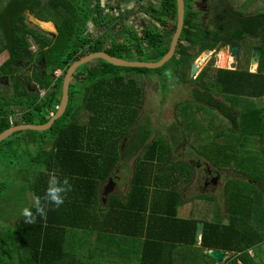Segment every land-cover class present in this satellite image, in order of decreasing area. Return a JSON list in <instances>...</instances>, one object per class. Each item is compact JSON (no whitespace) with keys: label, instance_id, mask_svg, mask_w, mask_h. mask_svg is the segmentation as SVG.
Returning a JSON list of instances; mask_svg holds the SVG:
<instances>
[{"label":"trees","instance_id":"1","mask_svg":"<svg viewBox=\"0 0 264 264\" xmlns=\"http://www.w3.org/2000/svg\"><path fill=\"white\" fill-rule=\"evenodd\" d=\"M94 2L0 0V55H7L0 65L3 80L0 82V134L14 126L47 124L61 104L68 70L90 54L104 51L133 62H159L168 54L178 27L177 0L167 4L177 21L165 36L155 31L146 38L134 35L123 47L117 43L118 25L100 11L97 13ZM225 10L221 9V15ZM26 11L46 22L55 19L59 27L57 35L51 38L30 27L25 20ZM198 18L195 10L187 14L176 55L164 67L130 68L103 59L86 64L73 77L68 110L50 129L19 131L0 143V160L6 166V170L0 171V264H107L100 262L101 249L128 258L116 259V264H201L202 259L216 263L205 252L212 248L230 252L223 264H235L239 260L244 264H264L251 253V249L264 241V185L260 186L264 178V109L255 104L246 107L243 99L239 100L241 81L248 78L261 79L249 97L264 96V52L263 68L258 74L218 69L217 77L208 76L209 72L204 71L197 79L192 78L191 82L197 84L196 99L210 96L202 103L226 113L229 128L210 134L208 131L216 125L208 120L209 128L204 124L205 128L187 135L183 128H173L176 130L164 135L155 132L150 114L149 117L143 114L147 101L144 81L151 80L152 76L144 73L139 80L138 74L158 73L156 80L164 89V84L168 88L171 81L168 77L164 81L163 75L173 70L186 83L189 80L184 75L192 71L195 61L204 52L214 50L223 38L200 36L206 31ZM90 24L99 29V38L90 33ZM263 25V17L247 20L241 16L233 26H226L225 31L230 30L231 41L239 44L246 36L259 34ZM129 55L133 58H128ZM58 70L63 72L59 79L54 76ZM30 71L35 72L32 81L21 80L20 74ZM199 83L211 94L216 92L228 99L231 96L233 107L228 108L225 102L205 94L199 89ZM38 90L46 91L45 96ZM190 101L193 100L177 104L176 116L190 115L193 108ZM202 119L197 117L194 121L197 127L202 125ZM191 136L201 141L200 147L194 146L197 158L175 159L174 150L187 146ZM249 138L256 139L258 146L249 147L245 143H249ZM133 157L136 165L127 200L112 205V215L128 219L138 209L145 213L132 222L108 223L112 229L104 228L102 224L108 215L101 209L100 189L106 182L114 183L112 177L123 167V161ZM201 158L219 173H230L227 212L219 205L213 206L212 213L217 220L210 213L205 218L195 212L190 218L179 215L180 208L187 203L215 201L214 196L207 194L188 195V192L185 196L186 188L198 175ZM44 168L58 170L63 175L61 179L68 177L72 191L60 208L53 210L49 206L46 219L38 218L35 224L29 225L24 222L21 211L31 208L33 203L22 206L20 201L30 193L34 199L44 197L47 179L37 175ZM74 180L93 186V195L80 198L81 189ZM151 183L156 186L152 191L157 194V201L150 207ZM251 186L262 192L260 197L247 195ZM161 187H164L162 200ZM14 198L18 201L12 203ZM126 208L131 212H126ZM197 209L196 205L194 211ZM221 220L224 225L219 223ZM200 221L205 223L201 246L196 238ZM73 233H77L78 243L82 244L79 250L72 245ZM180 245L184 249L176 252L175 247ZM197 248L200 252L189 251ZM236 249H240L239 254Z\"/></svg>","mask_w":264,"mask_h":264},{"label":"crops","instance_id":"2","mask_svg":"<svg viewBox=\"0 0 264 264\" xmlns=\"http://www.w3.org/2000/svg\"><path fill=\"white\" fill-rule=\"evenodd\" d=\"M185 1H186V10L188 12V13L186 12V16L187 14L190 13V11L195 10V12L198 13V17H199L198 19L201 20L199 21V23L200 24L203 23L202 26L206 32L205 33L201 32L200 36L209 37L210 39L214 37H219V36L223 37L215 49H218V47L224 41L225 44L228 45V49L230 48V46H240L241 53H242L243 45H244L246 49L245 50V60L243 64H242V61L241 63L239 62L237 68L231 67L232 73L237 74V73L243 72V73H250V74H258L262 71V68H263L262 60H263V52H264V25L259 29L260 30L259 34L257 35L255 34L253 36L251 35L246 36L245 39L240 41L239 44H234L231 41V32L229 31L230 32L229 33L225 31L227 28L226 25H234L237 22L238 18H240L241 16L242 18H245L247 20L250 18H256L259 16L264 18V4L262 3V0H249V4L245 6L243 9H239L240 0H185ZM93 4H94L93 7L97 10V13L98 11H100L102 16L110 17V19L111 20L113 19L114 21L113 20L112 21L109 20V21L118 25L117 27L118 31L116 34V38H117V43L121 45L122 47L124 43L128 40V38L133 37L134 35L138 36L139 38H146V36L149 35L148 33H152L155 31L157 33H160L162 36H165L169 30L175 27V24L177 21V19L174 17V11L172 7L170 6L173 4V0H96V2H94ZM167 4H170V5H167ZM203 6H205L204 11L201 10ZM222 8L226 10L221 15ZM217 9H220V11H218ZM199 10L202 11L201 14H199ZM205 12L207 13V15H205V18H203L204 16L203 13ZM161 14H163L165 19L169 21L168 24L164 23V21H159L160 24L163 27H165L164 32L160 31L161 27L159 23L158 24L155 23V19L158 20V17H160ZM230 15H233V17H231ZM49 22H54V20H51ZM171 23H172V27H170ZM178 23H179V6H178ZM208 23H210V25ZM185 25H186V21H185ZM53 33L54 34L56 33L57 35L58 30L55 29ZM90 33L96 34L94 35L95 38L100 37L98 35L100 31L96 27L95 24L94 25L90 24ZM146 46L149 47V45H146ZM108 47L116 48V46L113 44H108ZM255 49H262L261 61H260V64L259 63L255 64V68L257 67L256 69L253 68V59L255 56L254 54ZM124 54L128 55L130 53L125 52ZM125 59L129 60L127 58ZM255 71H258V73ZM260 81L261 79L259 78H255V79L248 78V80H243V82L241 81L242 90L239 92V94L241 97L244 96L243 102L246 107H250L252 104H255L260 110L264 109V96L253 98V99L252 97H249V94H251L252 92V88L257 84H260ZM245 143H247V141ZM248 145L249 147H253L257 145V143L255 144L248 143ZM135 165H136V161L134 157L130 158V160H128L127 158L125 161H123V167H119L117 170V173H115V177H112V180L114 178V183L109 184V182H106V184L105 183L103 184L102 189H100L99 195H100V198L103 200L101 209L108 215L106 219H104V223L102 224V227L107 228V229H112L111 228L112 225L108 223L123 225L129 222H132L136 216H139L145 213L144 211L138 209L136 212V215L133 214L134 216L128 219L127 218L123 219L121 217H115L112 215L114 213L112 211L111 206L118 205L117 203L121 202L122 200H127V197H128V194L131 188V184H132V177L134 173L133 169ZM204 165L209 167L212 174H216L215 178H218V179L222 177L225 178V176H228L229 178L230 176L229 172L219 173L217 170L214 169V167L211 164H209V162L207 163L205 162V164L204 163L201 164V166H204ZM37 175H42L44 178L47 179L46 188L48 187V180H49L50 175H56L60 178H62L63 176L62 174L59 173L58 170L52 169V168L39 169V173ZM6 178H7V175H6ZM215 178L213 179L212 182L216 181ZM230 179L231 178H229L228 182L230 181ZM74 181H76L79 184L78 187L81 189L80 198L87 196V195H93L95 191V188L93 186H90V185L88 186L87 183L85 184L82 181H78V180H74ZM192 184H190V186L186 188L185 196L188 194L189 191L196 188V184H193V186ZM227 185L225 188V196H226ZM149 186L151 188V194H152V198L150 200V207H151L152 206L151 204L157 201V194L155 193V191H152L156 189V186H154L153 183H151ZM163 191H164V187H161L160 188V194H161L160 200H162L161 197H162ZM31 196L32 194L30 193L29 198L24 197L20 202L22 203V202L28 201L29 204L33 203L34 198H31ZM17 201L18 199L14 198L11 202L15 203ZM185 205L183 207H185ZM183 207L180 208V212L186 215L183 218L192 217L193 211L188 210L185 212L183 210ZM83 209L84 211L87 210V208L85 207H83ZM125 211L131 212V210L128 208H126ZM180 212H179V215H180ZM72 237H73L72 245L74 249L79 250L82 244L78 243L77 233H73ZM90 239H92V242L94 241V238L91 237ZM198 245L201 246L202 243L198 242ZM262 245H264V241L259 246L251 249V253L257 259V261L264 263V248L260 249ZM181 247L182 245L176 246L175 251L178 252L180 249H184ZM189 251L200 252V248L191 249ZM170 254L173 255V251ZM100 255L101 256L99 259L101 260L100 261L101 263L116 264L117 262L115 261L116 259H124V258H120L119 256H115L114 254H110V251H108L107 249H101ZM229 256H230V252L228 251V257ZM227 258L225 259L223 263L226 262ZM125 259H128V258H125ZM234 262L235 264H244L241 260H239V263L236 261ZM200 263L205 264L203 260H201ZM210 263L211 264H223L217 260H216V263L214 262L212 263L211 261Z\"/></svg>","mask_w":264,"mask_h":264},{"label":"rangeland","instance_id":"3","mask_svg":"<svg viewBox=\"0 0 264 264\" xmlns=\"http://www.w3.org/2000/svg\"><path fill=\"white\" fill-rule=\"evenodd\" d=\"M262 3L264 4V0H262ZM249 4V0H240L239 1V9H243L245 6H247ZM218 11L220 9H217ZM27 18L26 22L28 25H30V27L35 28L34 25H32L31 20L33 19L31 17V15L29 13H27ZM199 14H201V11L199 10ZM231 17H233V15H230ZM46 17H50V15H46ZM205 17V16H204ZM203 17V18H204ZM54 19V17H53ZM159 21H164V23L168 24L169 21H167L164 17L163 14H161L160 17H158V20L155 19V23L160 25V31L164 32V28ZM54 24H56L55 19L54 22H50V24L46 25L45 28L42 29V32L45 33H50L53 32L55 30L54 28ZM210 25V23H208ZM226 26H233V25H226ZM170 27H172V23L170 25ZM168 30V29H167ZM49 31V32H48ZM157 31V30H156ZM230 31V30H229ZM49 36H51V34H48ZM32 50L35 52L37 50V47L34 45L32 47ZM245 47L243 45V57H245ZM208 51L204 52L203 54H201V56L195 61V64H198L200 66L199 72L194 76L193 73V69L190 72L188 70V74L186 73V75H184V78L189 80L185 83V80H180L178 79V76L176 75L177 72L175 71H170V73L168 75H166L164 72L163 75V80L164 81H168V79L171 81L170 85H168V88L165 86L164 84V89L160 86V84L157 82L158 80H156V77L158 75V73H153L152 72H143L141 74H138V79H142V76L144 75V73H148L149 75H151L152 77L150 78L151 80H146L144 81V86H145V91L147 93V101L145 104V108H144V116L149 117L148 113L150 114L151 118H149V120L151 121V125L153 127V129L155 130V132L157 133H161V134H167L168 131H175L176 129L173 128H183V132L187 135V134H191L194 132H197L198 130H201L205 127H202L204 124H207L206 127H210L208 120H211V124H213L215 122L216 127H212L210 128V130L208 131V133L210 134H216L219 131L223 130L225 127L229 128V122L227 120V118H225V116L227 115L226 113L223 112H219L212 110L210 108H208L204 103H202V101L208 100V98L210 96H204L202 97V100H197L195 97V92L194 90L196 89V84L193 81L192 78L197 79L204 71H208L209 74L208 76H218V69H226V70H231V65L230 63L233 62L232 58H228L226 55L229 54V51H222L221 54H219V58H218V62H216V60L213 59H209L206 60V62L204 63H200V61L202 59H204L205 53H207ZM7 55L6 54H1L0 55V65L2 64V62L6 59ZM128 58H133L131 55L127 56ZM242 64L244 62L245 59H242ZM130 60V59H129ZM230 61V63H229ZM194 64V65H195ZM33 65V64H31ZM257 68V67H256ZM57 72V71H56ZM55 72V73H56ZM245 72V71H244ZM258 73V71H255ZM54 76H56L57 79H59L57 77V75L59 76L61 74V72H58V74H55ZM35 74V72L30 71L29 73H21L20 74V78L21 80L25 81V82H30L32 81V77ZM207 76V77H208ZM168 77V79H167ZM155 79V80H154ZM173 80V81H172ZM7 81V80H6ZM201 80H199L200 82ZM208 82V81H207ZM172 83V84H171ZM200 87L204 88L203 85H201L199 83ZM170 89V90H169ZM202 91V90H201ZM38 92L41 94V96H45L46 91L43 90H38ZM165 95H163V93ZM224 95H219L218 93L215 92V98L218 101H222L225 102L228 108H232L233 107V99L230 96L229 99L226 97H223ZM244 99L243 97H239V100ZM189 100H193L190 101L192 103L193 108L190 111V115L187 116L185 113H182L184 116H176L177 114L175 113V109L176 106L179 102H184V101H189ZM207 114L205 118L204 113ZM143 116V115H142ZM144 120H148V118H144ZM184 117H188L186 120H181ZM204 118L202 119V125L200 124L198 127L195 125V120L196 118ZM181 123L183 124V126L181 125ZM201 121V120H199ZM191 131V132H190ZM189 136V135H188ZM237 140H240V138L238 137ZM249 141V143L251 144H255L256 143V139L253 138H249L247 139ZM200 139L198 138H194L191 136L189 143H187V146H182L180 151H176L174 150V158L175 159H181V160H190L193 158H197V153L194 151L196 146L197 148L200 147ZM248 144V143H246ZM186 145V144H185ZM258 145H255L253 147H257ZM1 158V157H0ZM3 158V157H2ZM198 160V159H197ZM3 160H0V171H4L6 170V166L4 164H2ZM207 163V161H205L204 159L201 158L200 163ZM208 165V164H207ZM208 170L211 173V170L209 169L208 166L204 165L201 166L197 169L198 171V175L195 178V180L193 181V184H196V188L192 189L191 191H189V194H207V195H212L215 197V201H211V200H206L202 203L201 200H198L197 203L192 204V205H188L189 203H187L185 205V207H183V210L186 211H193V213H197V215L199 217L205 218V217H209V213H210V217L211 218H216V214L212 213L213 212V206L219 205L220 207H222L223 212H227V208H226V196H225V188L226 185L228 183V176H225V178H217V180L215 182H209L207 179L209 178V176H207V172ZM246 170H248V168H246ZM216 174H214V176H212L210 179L215 178ZM263 181L262 183H260V186H262V184L264 185V178H261ZM192 184V186H193ZM262 191H264V186H262ZM261 191H259L258 189H256L255 187L251 186L250 190L248 192V196L251 197H255V196H259V193ZM262 193V192H261ZM187 196V195H186ZM26 198H29V196H27ZM1 200V197H0ZM28 204V201L26 202H22L21 205L24 206ZM196 205L198 206V209L196 211H194ZM180 216L181 217H185L186 215H184L182 212H180ZM219 218H216V220ZM219 223L221 225H224V220L219 221ZM264 248V245H262L260 247ZM237 254L240 253V249H236L235 250ZM203 262L207 263V264H211L210 261L206 260V259H202Z\"/></svg>","mask_w":264,"mask_h":264},{"label":"water","instance_id":"4","mask_svg":"<svg viewBox=\"0 0 264 264\" xmlns=\"http://www.w3.org/2000/svg\"><path fill=\"white\" fill-rule=\"evenodd\" d=\"M178 6H179V23H178L177 31L173 37L170 51L161 61L159 62H139V61L133 62V61H129L126 59H121V58L112 56L111 54L104 52V51L93 53V54H90L89 56H86L82 60L73 64L72 67L68 70L66 78H64V81H63V95L61 99V104L58 107V111L53 116H51V119L49 120V122L43 125H19V126L11 127L10 129L0 134V143L19 131H24V130L45 131V130L50 129L53 126V124L64 115L66 110H68L69 103H70V89H71V83H72L73 77L86 64L92 63L93 61H96L99 59H103L113 65L130 67V68H137V67L145 68L146 67L150 69H157V68L164 67L167 63H169L175 57L179 43L181 41V37L184 32V28H185L186 12H187L186 11V1L178 0ZM31 17L33 18L31 21L39 29H43L46 27V25L50 24V22H45V21L37 19L35 16V13L32 14ZM27 18L30 19V17H27ZM227 47H226L225 42L223 41L221 45L218 47V49L222 48L223 50H225ZM231 49H232V53L235 55V62H236L237 59L241 56V47L231 46ZM254 54L255 56L253 59V68H255L256 63L260 64L262 49H255ZM214 56H215V52L210 50L207 53H205L204 59H202L200 63H204L206 62V60L209 61L210 58L211 59L215 58ZM231 67L237 68V64L234 63L231 65ZM199 69H200V66L198 64H195L193 66L194 76L199 72ZM215 180H217V178H215ZM204 231H205V223L203 221H200L198 223V231H197V236H196L197 241L199 243H202L203 241ZM206 253L221 263H223L225 259L228 257V251L224 249H218V248L207 249Z\"/></svg>","mask_w":264,"mask_h":264},{"label":"clouds","instance_id":"5","mask_svg":"<svg viewBox=\"0 0 264 264\" xmlns=\"http://www.w3.org/2000/svg\"><path fill=\"white\" fill-rule=\"evenodd\" d=\"M214 50L215 52L217 51L216 49ZM57 72H61V70H58ZM61 75L62 72L59 77ZM2 81L3 80H1L0 82ZM71 191L72 184L70 183V179L68 177H64L63 179H61L56 175H50L48 180V187L45 190L44 197H36L31 208L25 207L22 209L21 215L24 218V222L26 224L32 225L37 222L38 218L46 219L48 211L50 210L49 206H51L53 210L60 208L65 203L67 195Z\"/></svg>","mask_w":264,"mask_h":264},{"label":"flooded vegetation","instance_id":"6","mask_svg":"<svg viewBox=\"0 0 264 264\" xmlns=\"http://www.w3.org/2000/svg\"><path fill=\"white\" fill-rule=\"evenodd\" d=\"M204 9H205V6H203L202 7V9L201 10H203L204 11ZM202 12V11H201ZM27 13H29L30 15H32V14H34L33 12H29V11H26L24 14H25V20H27ZM203 15L205 16V15H207V13L205 12V13H203ZM35 16H36V18H37V15L35 14ZM203 16V17H204ZM205 18V17H204ZM37 19H39V18H37ZM40 20V19H39ZM32 22V21H31ZM32 25H34V27L35 28H37L38 29V27L37 26H35V24L32 22ZM55 26H54V28L55 29H57L58 30V24L56 23V24H54ZM40 31H42L41 29H39ZM48 34H51V38H53V36L54 35H56V33L54 34L53 32H50V33H48ZM228 45H226V47H227ZM217 50V49H216ZM222 51H226V52H228L229 51V54H227L226 56L230 59V58H232L233 59V62H231L230 63V61H229V63H230V65H232V64H237V67H238V64H239V62L241 63V59H240V57L242 58L243 57V50H242V53H241V56L237 59V61L235 62V55L232 53V49H231V46H230V48L228 49V47H227V49H225V50H223L222 48H219L216 52H215V50H214V52H215V60H216V62H218V58H219V54H221L222 53ZM256 69V68H255ZM62 72V71H61ZM62 74H63V72H62ZM67 75V74H66ZM196 87H197V84H196ZM199 87V89L200 90H202L205 94H207V95H211V96H215V94H211L210 92H208L207 90H205L204 88H202V87H200V85L198 86ZM200 167H201V164H200ZM207 176H209V178L207 179L209 182H212L213 181V179H210L212 176H214V174H212V173H210V171L208 170V172H207Z\"/></svg>","mask_w":264,"mask_h":264},{"label":"built area","instance_id":"7","mask_svg":"<svg viewBox=\"0 0 264 264\" xmlns=\"http://www.w3.org/2000/svg\"><path fill=\"white\" fill-rule=\"evenodd\" d=\"M56 74H58V72H56ZM57 77H59V76L57 75Z\"/></svg>","mask_w":264,"mask_h":264}]
</instances>
